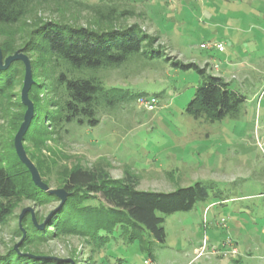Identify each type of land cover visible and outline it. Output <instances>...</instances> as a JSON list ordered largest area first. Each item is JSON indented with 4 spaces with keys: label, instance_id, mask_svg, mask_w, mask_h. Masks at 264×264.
Instances as JSON below:
<instances>
[{
    "label": "rangeland",
    "instance_id": "obj_1",
    "mask_svg": "<svg viewBox=\"0 0 264 264\" xmlns=\"http://www.w3.org/2000/svg\"><path fill=\"white\" fill-rule=\"evenodd\" d=\"M107 5L134 16L116 24L103 21L97 9L106 12ZM49 21L95 31L138 24L158 38L153 49L162 58L149 62L135 57L119 68L94 72L68 70L96 77L117 104L101 105L94 128H61L47 121L46 113L58 110L56 79L66 68L49 56L25 52L29 34ZM8 40L15 47L7 57L21 53L31 63L35 94L30 100L42 120L24 148L41 163L38 171L51 190L66 191L67 169L102 166L115 180L131 174L140 191L171 193L198 182H217L227 199L237 200L223 204L211 198L190 212L164 216L166 241H152V256L147 235L142 244L118 237L99 252L92 234L56 227L52 221L71 194L66 191L61 206L60 198L41 190L17 167L14 141L27 108L20 107L26 68L15 61V86L0 100V159L29 189L32 182L46 195L28 193L0 225V256L27 257L35 264H264V0H41L18 25H0V45ZM207 43L222 44L224 51L202 49ZM176 61L195 63L216 77L218 68L247 97L239 116L214 124L190 116L186 107L202 79L194 69L174 67ZM140 93L159 96L154 111L132 98ZM87 198L89 205L102 200Z\"/></svg>",
    "mask_w": 264,
    "mask_h": 264
},
{
    "label": "trees",
    "instance_id": "obj_2",
    "mask_svg": "<svg viewBox=\"0 0 264 264\" xmlns=\"http://www.w3.org/2000/svg\"><path fill=\"white\" fill-rule=\"evenodd\" d=\"M39 1L41 0H0V25H18L31 7ZM105 7L108 12H100V9L97 11L100 13L99 18L106 22L116 24L126 17L134 16L128 10L119 13L117 7ZM29 36L31 41L26 45L25 52L49 56L66 68L56 79L57 93L61 97L57 104L58 110L46 113L47 121L61 128L71 124L94 128L100 123L97 115L101 105L112 107L117 104V98L103 88L96 77L75 76L68 74V70L72 73L94 72L104 68H119L135 57L149 62L162 58L161 52L153 49L158 38L145 32L138 24L95 31L88 27H73L49 21L37 27ZM0 47L4 58H7L15 46L13 40H8ZM15 65L16 62L7 70H0L2 101L7 92L15 86ZM172 65L184 71L194 69L201 76L202 84L186 107V112L195 120L214 124L227 117L239 116L247 97L231 89L224 79L208 73L207 68H201L195 63L184 64L176 61ZM33 87L34 85L29 93L32 101L35 94ZM146 96L148 95L140 93L132 98L136 97L138 100ZM154 96L159 98L158 95ZM20 107L26 108L22 103ZM40 120L42 115L37 112L35 106L34 117L24 142H33L31 133ZM21 122L22 116L15 120L13 129L18 128ZM10 139L12 140V137ZM26 152L31 161L36 162V167L41 173L42 165L35 161V154L27 148ZM16 157L17 167H21L30 180L31 173L17 155ZM24 181L26 180L20 178V174L11 171L0 159V225L7 221L16 205L29 195L28 193L37 194L36 197L46 195L32 182V189H29L27 181ZM137 185L138 182L131 174H127L124 179L115 180L102 166L93 169L75 168L69 172L67 169L64 188L71 196L62 210L63 213L61 212L52 223L56 227L66 226L71 232L84 233L86 237L92 234L90 237L99 252L107 242L115 241L118 237L126 243L138 241L142 244L144 236L147 235V240H151L147 253L152 256V241H166L164 216L190 212L198 203H207L211 198L219 199L222 203L228 200L225 197L226 191L217 182H198L171 193L140 191ZM87 195L102 200L99 199V205H89ZM33 261L18 255L0 256V264H35Z\"/></svg>",
    "mask_w": 264,
    "mask_h": 264
},
{
    "label": "water",
    "instance_id": "obj_3",
    "mask_svg": "<svg viewBox=\"0 0 264 264\" xmlns=\"http://www.w3.org/2000/svg\"><path fill=\"white\" fill-rule=\"evenodd\" d=\"M15 61H22L26 68L24 87L22 90V104L27 108L24 121L15 137V141H14L15 151H16V154L19 160L27 167V169L31 173L32 180L35 183V185L39 187L41 190L48 192L50 194H53L57 196L58 198H60L61 206H63L69 194L64 190H51L42 181L41 175L37 167L28 157L27 152L24 148V137L27 134L30 128L31 122L33 120V117H34V105L29 98V93L32 89V86L34 85L33 73H32V67H31L30 60L28 59L27 56L21 53H16L15 55L7 57L5 59L3 52L0 48V70L1 71L7 70L9 66Z\"/></svg>",
    "mask_w": 264,
    "mask_h": 264
},
{
    "label": "built area",
    "instance_id": "obj_4",
    "mask_svg": "<svg viewBox=\"0 0 264 264\" xmlns=\"http://www.w3.org/2000/svg\"><path fill=\"white\" fill-rule=\"evenodd\" d=\"M202 49H218L220 52L224 51V46L217 43H207L201 45ZM158 99L155 96L141 97L139 99V104L143 106L147 111L152 112L158 106Z\"/></svg>",
    "mask_w": 264,
    "mask_h": 264
},
{
    "label": "crops",
    "instance_id": "obj_5",
    "mask_svg": "<svg viewBox=\"0 0 264 264\" xmlns=\"http://www.w3.org/2000/svg\"><path fill=\"white\" fill-rule=\"evenodd\" d=\"M217 72L220 73V75H219V76L217 75V77H220V78L224 79L227 83H229V84L231 85V83H230V82L224 77L225 75H224L223 73H221L220 71H218V68H217ZM249 73H250V72H249ZM212 75H214V74H212ZM214 76H215V75H214ZM244 76H245V75H244ZM233 77L236 78L235 76H233ZM246 80H248V77L245 76V78H244V77L242 78V82H243V83H245ZM230 88L233 89L232 86H230ZM233 90H235V89H233ZM235 91L239 92L238 90H235ZM239 93H241V92H239ZM257 94H258V93H255V97L257 96ZM260 96H261V95H260ZM230 200H237V199H228V200H226V201H223V202H224L223 204L228 203Z\"/></svg>",
    "mask_w": 264,
    "mask_h": 264
}]
</instances>
